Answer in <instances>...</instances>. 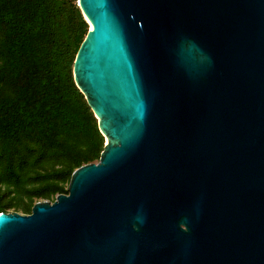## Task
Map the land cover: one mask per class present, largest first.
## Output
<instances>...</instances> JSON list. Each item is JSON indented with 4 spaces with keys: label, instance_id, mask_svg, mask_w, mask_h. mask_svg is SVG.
Instances as JSON below:
<instances>
[{
    "label": "water",
    "instance_id": "obj_1",
    "mask_svg": "<svg viewBox=\"0 0 264 264\" xmlns=\"http://www.w3.org/2000/svg\"><path fill=\"white\" fill-rule=\"evenodd\" d=\"M75 3L104 147L0 213V264H264V0Z\"/></svg>",
    "mask_w": 264,
    "mask_h": 264
},
{
    "label": "trees",
    "instance_id": "obj_2",
    "mask_svg": "<svg viewBox=\"0 0 264 264\" xmlns=\"http://www.w3.org/2000/svg\"><path fill=\"white\" fill-rule=\"evenodd\" d=\"M76 0H0V213L66 194L104 147L73 84L87 30Z\"/></svg>",
    "mask_w": 264,
    "mask_h": 264
},
{
    "label": "rangeland",
    "instance_id": "obj_3",
    "mask_svg": "<svg viewBox=\"0 0 264 264\" xmlns=\"http://www.w3.org/2000/svg\"><path fill=\"white\" fill-rule=\"evenodd\" d=\"M86 25H87V23H86ZM6 212H13V208H8V209L6 210Z\"/></svg>",
    "mask_w": 264,
    "mask_h": 264
},
{
    "label": "bare ground",
    "instance_id": "obj_4",
    "mask_svg": "<svg viewBox=\"0 0 264 264\" xmlns=\"http://www.w3.org/2000/svg\"><path fill=\"white\" fill-rule=\"evenodd\" d=\"M87 25H88V29H90L91 28V26L89 25V23L87 22Z\"/></svg>",
    "mask_w": 264,
    "mask_h": 264
}]
</instances>
